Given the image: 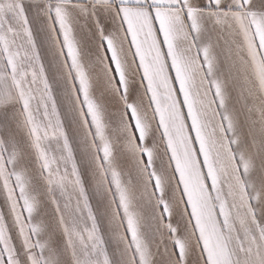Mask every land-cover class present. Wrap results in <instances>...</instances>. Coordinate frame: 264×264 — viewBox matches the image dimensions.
<instances>
[{
  "label": "snow or ice",
  "instance_id": "obj_1",
  "mask_svg": "<svg viewBox=\"0 0 264 264\" xmlns=\"http://www.w3.org/2000/svg\"><path fill=\"white\" fill-rule=\"evenodd\" d=\"M0 201V264H264V0H0Z\"/></svg>",
  "mask_w": 264,
  "mask_h": 264
},
{
  "label": "crops",
  "instance_id": "obj_2",
  "mask_svg": "<svg viewBox=\"0 0 264 264\" xmlns=\"http://www.w3.org/2000/svg\"><path fill=\"white\" fill-rule=\"evenodd\" d=\"M209 131H212L211 126H209ZM187 139L186 130L185 132L177 131L174 146L177 148L178 154H184L181 163L183 169V181L187 184V193L190 195L191 202L197 204V212L201 218L200 227L204 229L209 243H216L219 235V221L216 216L217 204L220 206L221 218L226 219L236 211V209H232L230 212L228 205L232 203L233 200H238V190L234 186L229 187L228 183H226L229 171L228 164L224 159L221 145L213 136L212 143L214 147L209 159L215 157L216 165H214L213 174L216 179L212 185V191L209 192L208 185L203 178V173L200 171L199 163L195 161L194 153L191 158H188L186 155L185 141ZM187 147L190 148V140H188ZM221 185H223V187H221ZM225 193H227L226 197L224 195ZM215 197H219V199L214 200ZM93 202L95 203V198L93 199ZM0 203H2V201H0ZM178 246L183 247L179 244Z\"/></svg>",
  "mask_w": 264,
  "mask_h": 264
}]
</instances>
